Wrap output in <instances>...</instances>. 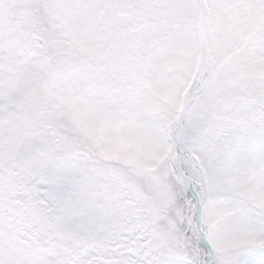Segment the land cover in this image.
Returning a JSON list of instances; mask_svg holds the SVG:
<instances>
[{
  "label": "snow or ice",
  "instance_id": "snow-or-ice-1",
  "mask_svg": "<svg viewBox=\"0 0 264 264\" xmlns=\"http://www.w3.org/2000/svg\"><path fill=\"white\" fill-rule=\"evenodd\" d=\"M0 264H264V0H0Z\"/></svg>",
  "mask_w": 264,
  "mask_h": 264
}]
</instances>
